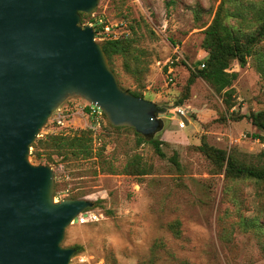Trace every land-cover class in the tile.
Masks as SVG:
<instances>
[{
  "label": "rangeland",
  "instance_id": "374dc122",
  "mask_svg": "<svg viewBox=\"0 0 264 264\" xmlns=\"http://www.w3.org/2000/svg\"><path fill=\"white\" fill-rule=\"evenodd\" d=\"M220 2L101 0L95 9L107 21L126 22L123 38L134 39L143 72L138 76L127 72L120 55L110 65L122 88L141 91L164 108L165 125L157 137L164 141L166 155H158L149 142L138 144L134 129L113 127L107 116L96 135L92 133L93 145L96 152L103 148L106 167L112 162L116 173L95 172L91 162L97 156L77 167L30 155L33 163L50 164L59 178L65 176L55 190L64 197L89 198L95 203L91 210L103 213L95 221L75 219L66 228L63 244L82 247L70 264H264V182L227 178L225 167L199 148L205 140L247 163L264 161V141L257 137L262 131L249 117L264 107L260 59L251 55L243 67L231 63L228 70L238 72L231 106L225 94L202 77L188 90L191 71L208 55L202 47L204 29ZM229 7L235 9L233 4ZM244 10L239 13L248 12ZM90 19L86 16L82 23ZM229 20L234 22L233 17ZM98 31L95 38L102 42L105 38ZM176 46L182 57L174 61L170 75L168 63L177 57ZM258 50L264 51V41ZM84 103L76 95L65 99L60 106L72 113L69 125L55 126L52 114L38 138L88 128L81 111ZM179 109H184L186 119L177 114ZM138 154L150 173H125L126 164ZM176 219L181 222L179 237L168 227Z\"/></svg>",
  "mask_w": 264,
  "mask_h": 264
},
{
  "label": "water",
  "instance_id": "95a60500",
  "mask_svg": "<svg viewBox=\"0 0 264 264\" xmlns=\"http://www.w3.org/2000/svg\"><path fill=\"white\" fill-rule=\"evenodd\" d=\"M100 1L0 0V264H70L76 253L66 228L95 203L56 199L54 168L30 160L65 99L80 96L148 138L165 125L164 108L122 88L96 27L82 23Z\"/></svg>",
  "mask_w": 264,
  "mask_h": 264
},
{
  "label": "trees",
  "instance_id": "16d2710c",
  "mask_svg": "<svg viewBox=\"0 0 264 264\" xmlns=\"http://www.w3.org/2000/svg\"><path fill=\"white\" fill-rule=\"evenodd\" d=\"M229 4H233L235 9H230ZM240 9H245L243 12H248L244 15L240 14ZM240 12V13H239ZM199 14L200 10H196L195 14ZM91 15L81 12V19L84 22L85 17ZM233 17L234 22L229 18ZM96 31L98 26L95 25ZM264 41V0H221L217 7L211 22L204 29V38L202 47L208 52V55L203 61H200L198 68L191 71L188 80V90L190 85L197 77H202L212 84L218 93L225 94V101L229 106L233 103L230 100L234 90L233 82L238 76V72L229 71V67L233 61H237L242 67L247 64L248 57L257 55L260 59L259 70L264 76V51L258 50V45ZM132 38L106 39L101 42L109 63L111 64L114 57L120 55L123 58V66L127 72H131L134 76H138L143 72V67H139L141 62V53L134 44ZM142 50V49H141ZM204 64V66H201ZM167 69V66H166ZM125 89V88H123ZM139 96L144 94L141 91H130ZM180 100L178 105L182 104ZM249 117L254 125H256L262 133L257 135L264 141V107L258 111H253ZM112 125V123H111ZM113 126V125H112ZM115 127V126H113ZM122 126H116L121 128ZM129 128V127H128ZM135 133L139 136L138 144L149 142L153 145L155 152L165 157V151L162 147L164 141L157 137V133L153 137H145L138 133L135 128ZM31 155L36 158L45 157L51 164L65 163L79 167L82 162L92 161L95 164V172L108 171L116 173L118 169L109 162L106 167V159L103 158V148L98 152L94 151L93 135L89 128L76 129L68 132H52L42 138H38L31 145ZM202 152L210 159H214L216 164H219L222 169L225 167V174L231 180L251 179L256 182H264V161L259 164L247 163L239 159L234 154H229L226 149L211 145L207 141L199 146ZM58 157V158H55ZM173 161L178 164L176 155L172 157ZM141 156L134 155L124 167L125 173L144 175L150 173V168L142 162ZM62 175L61 180H65ZM58 174H55V185L58 187L60 183ZM58 194V190H55ZM76 197V195H71ZM95 206L88 208L94 209ZM87 209V210H88ZM181 222L176 219L168 224L169 229L174 236L181 235ZM157 245H162V242H156ZM81 246H76V253L81 250Z\"/></svg>",
  "mask_w": 264,
  "mask_h": 264
},
{
  "label": "built area",
  "instance_id": "2783aa9c",
  "mask_svg": "<svg viewBox=\"0 0 264 264\" xmlns=\"http://www.w3.org/2000/svg\"><path fill=\"white\" fill-rule=\"evenodd\" d=\"M91 19L87 21L86 24L91 25H97L99 26L98 33L103 34V37L106 39H120L126 36V33L128 32L126 28V22L124 20H116V21H107L102 15H98L95 12L90 14ZM176 52L177 57L174 59H169L168 63V72L170 75L173 73V64L175 60H178L182 57V53L179 52L178 47L176 46ZM201 66H204V64H201ZM170 81H172L174 78L173 76H170ZM82 112L86 115V118L88 120L87 126L92 131L93 134L96 135L98 129L102 126L103 119L106 117L104 111L97 105H94L88 101L85 100V103L82 105ZM182 111L183 116H185L184 109H180ZM72 114L68 109H64L63 107L57 108L53 115H52V122L55 126L59 127H65L69 125V115ZM179 125L181 127L184 126V121L180 120ZM65 196V193L55 194V198H63ZM103 217V213L93 211L91 209H86L82 213H80L76 219L82 220V221H95Z\"/></svg>",
  "mask_w": 264,
  "mask_h": 264
}]
</instances>
